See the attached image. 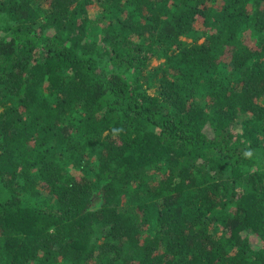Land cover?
I'll use <instances>...</instances> for the list:
<instances>
[{"label":"trees","instance_id":"1","mask_svg":"<svg viewBox=\"0 0 264 264\" xmlns=\"http://www.w3.org/2000/svg\"><path fill=\"white\" fill-rule=\"evenodd\" d=\"M0 264H264V0H0Z\"/></svg>","mask_w":264,"mask_h":264},{"label":"rangeland","instance_id":"2","mask_svg":"<svg viewBox=\"0 0 264 264\" xmlns=\"http://www.w3.org/2000/svg\"><path fill=\"white\" fill-rule=\"evenodd\" d=\"M96 13H97V9L94 8V9H92L91 11H89V13H88V17H90V18H95L94 16L96 15ZM200 23H201V22H200ZM197 27H198L200 30H204V28L202 27L201 24L197 25ZM89 38H91L92 40L97 39V40H99L98 43H99V44H102V43L100 42V40L102 39V37H101V32H100L99 29L96 30V32L90 29V30H89ZM93 38H94V39H93ZM202 42H203V40L200 41V43H202ZM163 62H164V60L159 61V60H156V59H155V60H153V61L151 62V67H152V68L157 67L160 63H163ZM224 64H225L226 72L229 71V70H230V68H229V66H228V64H229V60H226V62H225ZM99 202H100V199H99L97 196H94L93 199H92V207H93L94 209L98 208V207H99Z\"/></svg>","mask_w":264,"mask_h":264}]
</instances>
